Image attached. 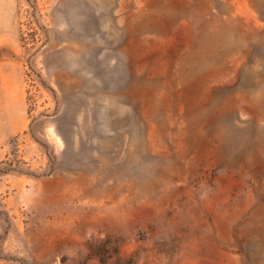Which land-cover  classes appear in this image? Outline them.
Here are the masks:
<instances>
[{
  "label": "rangeland",
  "instance_id": "rangeland-1",
  "mask_svg": "<svg viewBox=\"0 0 264 264\" xmlns=\"http://www.w3.org/2000/svg\"><path fill=\"white\" fill-rule=\"evenodd\" d=\"M0 264H264V0H0Z\"/></svg>",
  "mask_w": 264,
  "mask_h": 264
}]
</instances>
